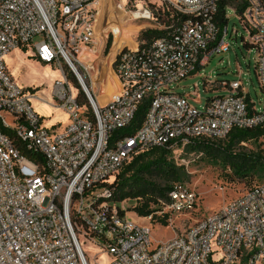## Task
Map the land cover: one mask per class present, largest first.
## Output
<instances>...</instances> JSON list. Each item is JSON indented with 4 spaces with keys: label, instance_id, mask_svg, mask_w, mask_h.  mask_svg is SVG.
I'll return each mask as SVG.
<instances>
[{
    "label": "built area",
    "instance_id": "obj_1",
    "mask_svg": "<svg viewBox=\"0 0 264 264\" xmlns=\"http://www.w3.org/2000/svg\"><path fill=\"white\" fill-rule=\"evenodd\" d=\"M96 1L0 0V264H89L82 233L101 246L95 258L108 255L106 264H264V180L198 218L197 192L177 182L168 201L143 217L147 223L129 219L123 202L103 184L124 161L151 147L221 140L234 127L264 124V100L250 105L240 79L209 81L224 92L201 109L174 86L211 55L231 48L228 24L222 30L216 24L221 0H164L185 19L150 42L120 48L111 64L117 88L103 104L95 100L91 77L100 67L78 59L90 54L97 38ZM243 1L241 14L233 5L227 10L239 18L244 41L255 50L264 95V0ZM141 11L152 19L149 9ZM23 45L60 70L51 91L70 115L61 128L45 124L32 104L36 90L18 86L7 70L6 55ZM144 99L149 105L142 125L131 134L116 133ZM1 111L15 116L14 125ZM163 217L171 227L177 219L185 227L157 241L152 227Z\"/></svg>",
    "mask_w": 264,
    "mask_h": 264
},
{
    "label": "rangeland",
    "instance_id": "obj_2",
    "mask_svg": "<svg viewBox=\"0 0 264 264\" xmlns=\"http://www.w3.org/2000/svg\"><path fill=\"white\" fill-rule=\"evenodd\" d=\"M96 2L98 34L96 41L93 42L88 51L92 56L83 52L86 56L82 57L81 54L79 58L83 61L89 58L95 66L100 67H96L99 72L96 75V82H94V93L100 95L99 101L103 104L108 100L107 93L116 90L117 77L111 69L114 55H110L113 47L116 48L115 39L122 33L125 36L119 41L117 48L124 45L134 47L138 43L142 44L141 32L150 28L164 29V14L171 7L164 0H97ZM143 8L151 11L152 19L133 17V13L137 12L138 14ZM227 12L230 17L226 40L232 44L231 48L228 51L211 55L205 66L200 67L195 74L181 81L178 85H174L176 91L186 93L188 100L200 109L205 105L207 98L224 92L223 90H214L208 85L209 81L216 80L240 79L245 93H249L254 101L261 105L264 100L255 69V50L245 44L243 37L247 33L239 18L233 14L232 9H228ZM110 27L115 30V35L112 34ZM233 29H238L237 37L233 34ZM110 37L112 45L106 53L105 46ZM40 39L41 36L38 35L33 42ZM32 55L31 48L26 51L22 49L11 51L5 57L7 70L18 86L22 88L32 87L36 90L32 104L35 111L46 118L47 126L49 128H61L70 122V115L55 104V98L51 91L60 70L52 64L39 61ZM72 81L75 92L81 93V88L73 77ZM195 84H198V88L194 87ZM195 89L197 90L196 94L189 95L188 92ZM1 114L5 116L8 124L14 125L15 116L13 114L6 111H1ZM239 147L244 152L256 151L264 154V137L256 141L242 143ZM173 155L176 158V164L180 167V181L191 186L199 196L194 218L211 215L228 200L239 196L249 183L264 180V169L262 168L253 171L247 178L240 179L234 176L232 170L225 166L222 161L212 159L197 151H191L188 146L180 147ZM138 203L139 200L129 199L123 202L127 217L139 223H147V220L132 211ZM190 217V214L189 216L182 215L181 219L188 220ZM184 227L185 225L179 219L175 220L174 227L166 223L154 224L152 237L157 241L168 240L173 237L174 232H179ZM80 241L89 264L107 263L109 257L106 253H99L98 257L95 258L96 253L102 249L99 244L92 243L83 233L80 234Z\"/></svg>",
    "mask_w": 264,
    "mask_h": 264
},
{
    "label": "trees",
    "instance_id": "obj_3",
    "mask_svg": "<svg viewBox=\"0 0 264 264\" xmlns=\"http://www.w3.org/2000/svg\"><path fill=\"white\" fill-rule=\"evenodd\" d=\"M230 5L235 6L238 14H241L246 3L243 0H221L219 2L216 24L220 30L228 24L229 17L226 16V12L227 7ZM164 16L163 23L165 27L178 24L185 19V16L176 13L172 8L168 9ZM165 33V29L150 28L141 32L140 39L143 42H150ZM111 45L112 40L110 37L106 42V53ZM28 48L27 45L20 47L23 51ZM246 101L250 105L253 103L249 93H247ZM148 105L149 101L144 99L130 124L117 130L116 133L131 134L136 131L144 121ZM261 137H264V124L247 128L234 127L224 139H196L188 147L191 151H197L212 159L222 161L225 166L232 170L234 176L245 179L253 171L259 168L264 169V154L256 151L244 152L239 149V146L242 143L259 140ZM180 147L178 144L174 146H155L136 153L129 160L124 161L119 171L109 181H104L103 184L111 188L115 200L119 203L127 199L139 200L132 211L139 217L148 216L160 208V200L168 201V191L175 183L181 182L180 167L176 164V158L173 155ZM40 161H43L41 157ZM260 182L249 183L242 193ZM165 218H160L159 221L167 224Z\"/></svg>",
    "mask_w": 264,
    "mask_h": 264
},
{
    "label": "bare ground",
    "instance_id": "obj_4",
    "mask_svg": "<svg viewBox=\"0 0 264 264\" xmlns=\"http://www.w3.org/2000/svg\"><path fill=\"white\" fill-rule=\"evenodd\" d=\"M142 13H143L142 11H139L138 14H137V12H135V13H133V17H135V18H142V17H143V16L141 15ZM124 37H125V36H124V34L122 33L121 36H119L117 39H115L114 43L116 44V46H118L119 41H121L122 38H124ZM99 39H100V38H99ZM120 43H121V42H120ZM93 52H94V51H93ZM111 53H112V52H111ZM81 56H82V57H85L86 55L82 53ZM78 59L81 60V61H83V60L80 59L79 57H78ZM84 62L88 63L89 68H92V66L94 67V65H92V62L90 61L89 58H88V60H86V61H84ZM97 73H98V71H92V72H91V77H92V82H93V83H92V85H93V90H94V88H95V86H94V82H95V78H96ZM110 92H112V91H110ZM110 92H108V93H110ZM94 97H95V96H94ZM95 100H96L97 102L100 103V101H99L98 98H96Z\"/></svg>",
    "mask_w": 264,
    "mask_h": 264
},
{
    "label": "crops",
    "instance_id": "obj_5",
    "mask_svg": "<svg viewBox=\"0 0 264 264\" xmlns=\"http://www.w3.org/2000/svg\"><path fill=\"white\" fill-rule=\"evenodd\" d=\"M96 41V40H95ZM94 41V42H95ZM120 48H121V46H119L118 48H117V46H116V48L115 47H113V51H112V53L110 54V55H114V57H115V55L118 53V51L120 50ZM90 56H92L91 54H90ZM112 56H110V57H112ZM91 58V57H90ZM116 88H117V83H116ZM98 99H99V97H100V95L99 94H96V93H93ZM109 93H107V99H108V97H109V95L111 94H109ZM59 108H61L62 110H64L62 107H59ZM49 120V119H48ZM44 121H45V124L47 125L48 124V121L46 120V118L44 117Z\"/></svg>",
    "mask_w": 264,
    "mask_h": 264
}]
</instances>
